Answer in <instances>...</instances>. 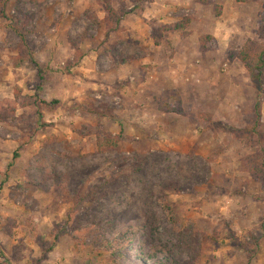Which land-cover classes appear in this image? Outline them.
<instances>
[{
  "label": "rangeland",
  "instance_id": "374dc122",
  "mask_svg": "<svg viewBox=\"0 0 264 264\" xmlns=\"http://www.w3.org/2000/svg\"><path fill=\"white\" fill-rule=\"evenodd\" d=\"M191 1L108 0L127 14L111 30L99 0H10L8 17L0 0V264L258 258L264 183L255 155L264 142V96L252 134L257 93L238 52L248 40L264 45V0ZM164 9L168 24L151 20ZM142 12L150 30L142 26L139 38L134 15ZM186 18V36L166 30ZM215 26L223 31L219 48L203 53L199 38ZM16 29L41 75L31 63L14 66L24 44ZM190 35V46L199 36V54L175 60L168 78L176 88L157 93L138 83L157 68L148 58L174 61ZM149 40L162 48L154 52ZM127 60L147 63L135 80L122 69ZM54 100L60 104H42ZM106 134L123 135L118 150L98 151Z\"/></svg>",
  "mask_w": 264,
  "mask_h": 264
},
{
  "label": "trees",
  "instance_id": "16d2710c",
  "mask_svg": "<svg viewBox=\"0 0 264 264\" xmlns=\"http://www.w3.org/2000/svg\"><path fill=\"white\" fill-rule=\"evenodd\" d=\"M10 0H2L3 9L1 10V13L3 17H8L6 13V6L9 3ZM110 1V0H109ZM141 2L142 0H138ZM101 4L104 5L107 15L103 19V22L106 23L107 26L111 30H117L122 22L126 19L127 14H121L118 13L117 10L112 7L108 3V0H99ZM191 19H184V21H180L176 23L175 25H169L166 28L167 31H177L182 36H186L188 34L187 27L190 24ZM13 27V26H12ZM16 26H14L15 28ZM17 30V29H16ZM19 31V30H17ZM21 39H22V45L18 46V56L15 57V63L14 66L20 67L23 65H26L27 63L33 64L36 68H38L40 75L42 74V71H44V68L42 65L34 58L32 51L27 48L25 45L26 43V35L25 32L19 31ZM200 42V48L203 53H206L208 51L216 50L219 48L218 41L215 36L213 35H204L199 38ZM239 57L241 61L243 62L244 66L248 70L250 80L253 84V86L256 89L257 93V101L254 105V113H255V123L250 127V131L252 134H256L259 132V126L262 124V98L264 96V45H256L255 42L248 40L243 47L239 50ZM228 58L234 57V54L231 53V50L227 52ZM42 104H44L47 107H52L60 104V101L54 100L52 102L48 101H42ZM41 114V113H40ZM41 114V119H42ZM3 121V120H1ZM48 126L47 124L42 123V127ZM123 135H112V134H106L103 137L100 136L97 139V149L99 152H110V151H116L119 149L121 139ZM255 167L256 171L261 172L263 174L262 181L264 183V142L262 141L261 147L258 150L257 154L255 155ZM255 170V169H254ZM253 170V171H254ZM256 171L254 173L256 174ZM167 209L170 210V207L167 206ZM170 216L172 214L170 213ZM117 241L122 242L123 237H118ZM248 248V247H246ZM117 250H114V254L112 255L113 260L118 263V259L116 257ZM248 254L252 253V250H247ZM3 256V255H1ZM253 255H250V258H252Z\"/></svg>",
  "mask_w": 264,
  "mask_h": 264
},
{
  "label": "crops",
  "instance_id": "0c3cea01",
  "mask_svg": "<svg viewBox=\"0 0 264 264\" xmlns=\"http://www.w3.org/2000/svg\"><path fill=\"white\" fill-rule=\"evenodd\" d=\"M159 1H161V0H154L153 3L155 4V3H158ZM171 1H174V2L178 1V2H180L178 4H181V3L184 4V2L186 0H171ZM191 2H193V0ZM191 2H190V4H191ZM168 6H170V5H168ZM167 12L168 11L166 9L165 11H163L162 15H159V17H157V15H158L157 12L156 13L152 12V14L149 16H150V18L152 17L151 20L154 19L153 20L154 22H157L160 25H162V24L166 25L169 22L168 17H167ZM134 17H136L137 23L133 24V28H134V31H136L138 28V36L140 38L141 33L143 32V30H141L142 26L145 25L146 28L148 27L147 33L150 30V26H149L150 20L148 17H146V13H144V12H142L138 16L134 15ZM201 19H204V16H201V17L199 16L197 18V21L199 22ZM208 33L213 34L216 38L219 39V37L223 34V31L221 29L218 30V28H216V26H215V28H213ZM198 37L199 36L196 37V42L195 41L193 42V43H195L194 45H196V46H190V43H192L190 41H192L195 37L192 38V35L188 36V38H186V40L182 42L183 45H181V47H179L178 49L176 48L177 52H176V54H174V56H175L174 61L179 59L180 63L181 62L189 63V61H191L190 56L199 54L198 53L199 46L197 44L198 43L197 42ZM148 45L153 46L152 48H153L154 52L157 50H160L162 48V44L153 43L152 40H149ZM191 51H193L194 53H192ZM160 59H162V60H160ZM142 60H138V61L137 60H133V61L127 60V61H125L124 65H122V69H125V76L131 75V78L132 79L134 78L133 80H135L134 76L137 75L138 70L139 69L143 70L142 65L147 64L146 62L142 63ZM148 60H150V62H152L154 65H156L157 68H154L150 72H146L145 76H143L142 80L138 83H140L141 85L150 84L152 86L153 92L157 91V93L164 91L165 88H167V87L170 89L176 88L174 81L172 83H170L169 78H171L173 71L175 70V66H178V63L176 61L174 62L171 59H167L166 56H164V58H162V56L155 57L154 61H152L150 58H148ZM86 63L90 64V61L89 60L84 61V64H86ZM84 64H82L80 69L84 70L86 72V75L89 77L88 74H89V72H91V70L88 69L87 67H85ZM181 66H182V64L180 65V67ZM126 72H128L129 74H126ZM108 74H110V71L108 72ZM148 74L151 76L150 78L152 80L148 77ZM168 76H170V77L168 78ZM145 78H146V80H145ZM143 81H145V82H143ZM257 255H259V256H258V258L256 256V259L255 258H252V259L249 258L250 264H264V248H262L261 251L257 253ZM241 263L242 262L240 261V264Z\"/></svg>",
  "mask_w": 264,
  "mask_h": 264
}]
</instances>
